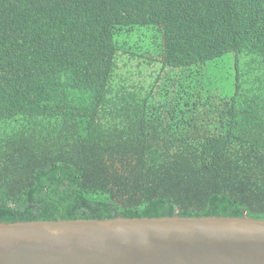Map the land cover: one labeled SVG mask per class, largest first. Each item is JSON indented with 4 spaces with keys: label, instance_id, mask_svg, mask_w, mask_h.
Returning <instances> with one entry per match:
<instances>
[{
    "label": "trees",
    "instance_id": "trees-1",
    "mask_svg": "<svg viewBox=\"0 0 264 264\" xmlns=\"http://www.w3.org/2000/svg\"><path fill=\"white\" fill-rule=\"evenodd\" d=\"M174 214L264 219V0H0V221Z\"/></svg>",
    "mask_w": 264,
    "mask_h": 264
},
{
    "label": "water",
    "instance_id": "water-1",
    "mask_svg": "<svg viewBox=\"0 0 264 264\" xmlns=\"http://www.w3.org/2000/svg\"><path fill=\"white\" fill-rule=\"evenodd\" d=\"M0 264H264V219L174 214L0 221Z\"/></svg>",
    "mask_w": 264,
    "mask_h": 264
},
{
    "label": "rangeland",
    "instance_id": "rangeland-1",
    "mask_svg": "<svg viewBox=\"0 0 264 264\" xmlns=\"http://www.w3.org/2000/svg\"><path fill=\"white\" fill-rule=\"evenodd\" d=\"M137 34H139V33L138 32L133 33V36L130 38L131 43H134L135 45L137 44L139 46H145L146 42L150 41V40L146 41V37H141V39L138 38ZM130 36H127V38ZM138 62L139 61H137V59H135V60L130 61V64L132 66H136V64H138ZM140 69L142 70L144 75L142 74V75H138L137 77H133L134 82H136L137 84L144 83L142 81V79H144L146 81L147 79H150V75H152V74L156 75V73L159 72L161 76H165L167 73L170 72V69H168V67L163 68L160 65H157V66L152 65L151 67L140 66ZM133 71H135V70L133 69ZM228 88H230V83L228 84Z\"/></svg>",
    "mask_w": 264,
    "mask_h": 264
}]
</instances>
